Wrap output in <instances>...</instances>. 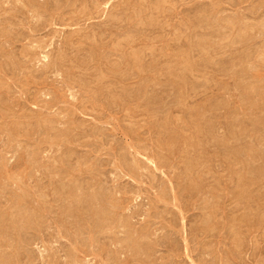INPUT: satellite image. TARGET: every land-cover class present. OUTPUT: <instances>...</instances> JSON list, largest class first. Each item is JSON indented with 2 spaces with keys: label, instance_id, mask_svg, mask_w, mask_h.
I'll list each match as a JSON object with an SVG mask.
<instances>
[{
  "label": "rangeland",
  "instance_id": "374dc122",
  "mask_svg": "<svg viewBox=\"0 0 264 264\" xmlns=\"http://www.w3.org/2000/svg\"><path fill=\"white\" fill-rule=\"evenodd\" d=\"M52 1L0 0V264H264V0Z\"/></svg>",
  "mask_w": 264,
  "mask_h": 264
},
{
  "label": "bare ground",
  "instance_id": "6f19581e",
  "mask_svg": "<svg viewBox=\"0 0 264 264\" xmlns=\"http://www.w3.org/2000/svg\"><path fill=\"white\" fill-rule=\"evenodd\" d=\"M7 1H8V0H7ZM9 1H10V0H9ZM11 1H14V2L12 3V4H14L15 2L17 3L19 0H11ZM20 2L23 3V5L21 4V8L23 7L22 9L27 8V10H28L27 13H28L30 10H32V11L34 10L33 12L35 13V9H36V7L38 6V7L40 8L41 5H42L41 7H42L43 10L45 11V13L48 12L50 17H53V15L56 13V11L60 10L59 7H56L57 5H56L55 3H56L57 1L54 2V1H52V0H43V1H42L43 4L40 2L41 5L38 4V2H39L38 0H20ZM52 2H53V3H52ZM16 3H15V4H16ZM63 3H64V2H63ZM96 3H97V2H96ZM106 3H107V2H106ZM15 4H14V6H15ZM17 4H18V3H17ZM54 4H55V6H54ZM18 7H20V6H18ZM105 7H106V6H105ZM12 8H13V7H12ZM42 8H41V9H42ZM16 9H17V8H16ZM18 9H19V8H18ZM37 9H38V8H37ZM57 9H58V10H57ZM38 10H39V9H38ZM43 10H41V13H42V14L40 13V10H39V13H36V15H37V14H39V15H40V14L43 15V14H44V13H43V12H44ZM16 11H17V10H16ZM24 11H26V10H24ZM24 11H22V12H24ZM32 11H31V12H32ZM60 11H61V10H60ZM13 12L16 13L15 10H13ZM19 12L22 13L20 10H19ZM34 13H33V14H34ZM48 13H47V14H48ZM31 14H32V13H31ZM13 15H14V14H13ZM86 15H87V14H86ZM24 16H25V15H24ZM28 16H29V14H28ZM37 16H38V15H37ZM45 16H47V15H45ZM54 16H55V15H54ZM43 17H44V16H43ZM210 17H211V16H210ZM13 18H14V17H13ZM21 18H24V17H21ZM36 18H37V17H36ZM53 18H54V17H53ZM252 18H253V17H252ZM28 19H29V18H28ZM31 19H33V18H31ZM44 19H45V17H44ZM64 19H65V18H64ZM25 20H26V19H25ZM69 20H70V19H69ZM69 20H68V21H69ZM34 21H35V20H34ZM62 21H63V20H62ZM28 22H29V21H28ZM64 22H65V21H64ZM33 23H35V22H33ZM66 23H67V22H66ZM26 24H27V23H26ZM64 24H65V23H64ZM16 25H17V24H16ZM33 25H34V24H33ZM35 25H36V24H35ZM43 25H44V24H43ZM30 26H31V24L28 26V28H29ZM8 27H9V26H8ZM18 27H19V25H18ZM40 27H41V26H40ZM32 28H34V26H33ZM38 29H39V28H37L36 30H38ZM29 30H30L31 34L35 31V30L32 31L31 29H29ZM39 31H40V30H39ZM209 32H210V31H209ZM211 32H212V31H211ZM4 33L7 35L8 32H7V33L4 32ZM35 33H37V32H35ZM35 33H33V34H35ZM253 33H254V32H253ZM24 34H26V33H24ZM6 35H4L6 38H9V37L11 38V36H9V34H8L7 36H6ZM44 35H45V34H44ZM0 36H1V35H0ZM23 36H24V35H23ZM5 37H4V38H5ZM13 37H15V36H13ZM18 37H19V36H18ZM20 37H21V36H20ZM20 37H19V38H20ZM27 37H28V36L26 35V38H27ZM29 37H30V36H29ZM29 37H28V38H29ZM0 38H1V37H0ZM2 38H3V37H2ZM6 38H5V39H6ZM201 38H202V37H201ZM9 40H10V39H9ZM13 40H16V38H14ZM17 40H19V39L17 38ZM20 41H21V40H20ZM20 41H19V42H20ZM31 41H32V40H31ZM65 41H67V40L64 39V42H65ZM4 42H6V41H4ZM14 42H16V41H13V42L11 41V43H14ZM61 42H62V41H61ZM0 43H1V42H0ZM9 43H10V42H9ZM9 43L7 42V45H8ZM37 43H38V42H37ZM16 44H17V43H16ZM65 44H66V42H65ZM10 45H12V44H9V47H10ZM14 45H15V44H14ZM191 45H192V44H191ZM191 45H190V46H191ZM12 46H13V45H12ZM15 46H16V45H15ZM13 47H14V46H13ZM88 47H89V46H88ZM11 48H12V47H11ZM62 48H63V47H62ZM22 49H23V48H22ZM27 54H28V53H27ZM21 55H22V54H21ZM41 55H42V54H41ZM210 55H211V54H210ZM245 55H246V54H245ZM30 56H31V55H30ZM11 57H12V56H11ZM44 57L46 58L45 55H44ZM45 58H44V59H45ZM42 59H43V57H42ZM243 59H244V58H243ZM45 60H47V58H46ZM71 60H72V59H71ZM40 61H41V60H40ZM194 63H195V62H194ZM18 66H19V65H18ZM224 66H225V65H224ZM9 68H10V67H9ZM9 70H10V69H9ZM21 72H22V71H21ZM1 180H2V179H1ZM57 226H58V225H57Z\"/></svg>",
  "mask_w": 264,
  "mask_h": 264
}]
</instances>
